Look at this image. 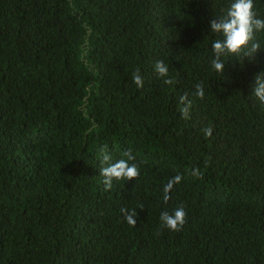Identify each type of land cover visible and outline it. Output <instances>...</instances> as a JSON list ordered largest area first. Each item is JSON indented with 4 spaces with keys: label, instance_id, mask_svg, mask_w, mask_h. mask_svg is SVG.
<instances>
[{
    "label": "trees",
    "instance_id": "1",
    "mask_svg": "<svg viewBox=\"0 0 264 264\" xmlns=\"http://www.w3.org/2000/svg\"><path fill=\"white\" fill-rule=\"evenodd\" d=\"M233 2L0 0V264H264V31L251 60L211 66ZM104 145L140 176L105 191ZM179 207L173 232L160 215Z\"/></svg>",
    "mask_w": 264,
    "mask_h": 264
},
{
    "label": "clouds",
    "instance_id": "2",
    "mask_svg": "<svg viewBox=\"0 0 264 264\" xmlns=\"http://www.w3.org/2000/svg\"><path fill=\"white\" fill-rule=\"evenodd\" d=\"M253 0H234L228 7L224 16L219 19L211 21V30L214 33L220 34L223 38L216 39L212 43V49L214 53V59L211 61L212 68L217 73H223L225 68V60L229 56L249 59L251 60L255 54L261 50V44L256 40L255 34L257 32L264 31V19L257 18V14L254 11ZM155 71L160 77H168V66L163 61H157L155 64ZM167 85H172L176 81L172 78L164 79L163 81ZM133 83L137 88L144 87V80L140 74L139 69L133 74ZM196 96L199 99L204 98V86L203 82L197 84ZM254 96L264 103V73H260L255 77ZM179 111L182 118H190V109L192 107V101L188 99L187 94L180 97ZM206 138L212 136V128L207 127L204 129ZM102 157L101 176L103 177V183L105 185V191H108L113 186V181L121 180H136L140 176V171L136 163H130L134 161L136 157L129 150L123 153L126 159L122 158L117 161H113L111 155L108 154V146L104 145L100 149ZM191 175L196 179H202L203 174L199 168L192 170ZM182 180L181 175H176L168 181L163 188L164 201L170 199L169 193L174 185L179 184ZM121 213L125 216L127 223L133 227L136 226L137 213L135 210L129 212L128 209L122 208ZM187 213L183 207L176 208L171 214L164 211L160 215L162 226L173 232H179L186 222ZM159 234V233H157Z\"/></svg>",
    "mask_w": 264,
    "mask_h": 264
}]
</instances>
